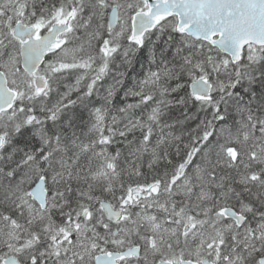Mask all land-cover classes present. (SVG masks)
I'll return each mask as SVG.
<instances>
[{"label":"snow or ice","instance_id":"6c2138e0","mask_svg":"<svg viewBox=\"0 0 264 264\" xmlns=\"http://www.w3.org/2000/svg\"><path fill=\"white\" fill-rule=\"evenodd\" d=\"M0 264H264V0H0Z\"/></svg>","mask_w":264,"mask_h":264}]
</instances>
